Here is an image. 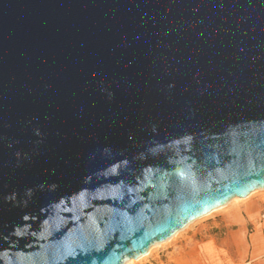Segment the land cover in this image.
Returning a JSON list of instances; mask_svg holds the SVG:
<instances>
[{
    "label": "water",
    "instance_id": "1",
    "mask_svg": "<svg viewBox=\"0 0 264 264\" xmlns=\"http://www.w3.org/2000/svg\"><path fill=\"white\" fill-rule=\"evenodd\" d=\"M264 187V0H0V264H123Z\"/></svg>",
    "mask_w": 264,
    "mask_h": 264
},
{
    "label": "crops",
    "instance_id": "2",
    "mask_svg": "<svg viewBox=\"0 0 264 264\" xmlns=\"http://www.w3.org/2000/svg\"><path fill=\"white\" fill-rule=\"evenodd\" d=\"M253 209L248 205L245 211L251 214ZM231 211L228 216H222L220 222L213 217L211 222L198 226L185 238L179 239L171 249H167L161 264H255L252 257L261 251L260 238L255 235L247 241L239 207ZM207 226H211L213 233L200 232L201 227ZM212 227H219L220 234Z\"/></svg>",
    "mask_w": 264,
    "mask_h": 264
},
{
    "label": "rangeland",
    "instance_id": "3",
    "mask_svg": "<svg viewBox=\"0 0 264 264\" xmlns=\"http://www.w3.org/2000/svg\"><path fill=\"white\" fill-rule=\"evenodd\" d=\"M252 206L253 212L251 214L246 213L245 208L246 206ZM240 209L239 215L244 222V234L247 241H251L253 236L258 235L260 238V243L262 245L261 251L258 255L252 257L256 261L255 264H264V188L252 191L249 196L245 199L233 200L228 206L213 211L212 213L208 214L207 216L194 221L185 229L181 230L177 235H175L172 239L164 242L156 247H153L150 253L147 256L140 258L139 260L132 261L129 264H161L164 260V256L167 253V249H171L179 239L185 238L188 233L194 231L195 228L198 226L207 224L212 221V218L220 222V218L222 216H228L234 208ZM234 227V226H232ZM213 231L219 230V227H212ZM201 233H213L211 231V226H207V228H200ZM222 228L221 231H223ZM199 234V233H198ZM220 234V233H218ZM199 236V235H198ZM249 259V258H248ZM247 259V260H248Z\"/></svg>",
    "mask_w": 264,
    "mask_h": 264
},
{
    "label": "bare ground",
    "instance_id": "4",
    "mask_svg": "<svg viewBox=\"0 0 264 264\" xmlns=\"http://www.w3.org/2000/svg\"><path fill=\"white\" fill-rule=\"evenodd\" d=\"M263 188H264V187L259 188V189H263ZM256 190H258V189H256ZM253 191H254V190H253ZM250 193H251V192H250ZM250 193H249V194H250ZM249 194H248L247 196H245V197H237V196H235V197L231 198V199H230L227 203H225L224 205L219 206V207H217V208L211 210L210 212L206 213L205 215H203V216H201V217H199V218H196L195 220L189 222L186 226H184L182 229L178 230V231H177L176 233H174L171 237H169V238H167V239H165V240H163V241H161V242H156V243L152 244V245L148 248V250H147V252H146L145 254L139 256V257L136 258V259H132V258H131V259H128V260H126L123 264H129V263H131L132 261L139 260L140 258H142V257H144V256H147V255L150 253V251H151V249H152L153 247H156V246H158V245H160V244H162V243H164V242H167L168 240L172 239V238H173L175 235H177L181 230H183V229H185L186 227H188V226H189L190 224H192L194 221H196V220H198V219H201V218L207 216L208 214L212 213L213 211H216V210H218V209H221V208H224V207L228 206L231 202H233V200L245 199V198H247V197L249 196Z\"/></svg>",
    "mask_w": 264,
    "mask_h": 264
}]
</instances>
